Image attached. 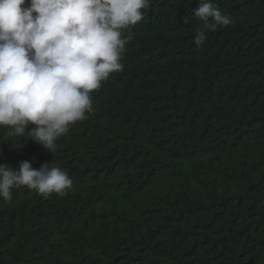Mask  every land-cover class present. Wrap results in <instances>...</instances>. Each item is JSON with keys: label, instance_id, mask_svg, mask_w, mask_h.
I'll use <instances>...</instances> for the list:
<instances>
[{"label": "trees", "instance_id": "obj_1", "mask_svg": "<svg viewBox=\"0 0 264 264\" xmlns=\"http://www.w3.org/2000/svg\"><path fill=\"white\" fill-rule=\"evenodd\" d=\"M211 2L233 22L197 47L200 0H150L53 152L0 129V164L73 182L0 197V264H264V0Z\"/></svg>", "mask_w": 264, "mask_h": 264}, {"label": "clouds", "instance_id": "obj_2", "mask_svg": "<svg viewBox=\"0 0 264 264\" xmlns=\"http://www.w3.org/2000/svg\"><path fill=\"white\" fill-rule=\"evenodd\" d=\"M150 0H0V129L55 150L58 139L93 111V93L114 73ZM194 43L232 22L211 0H200ZM186 20V19H185ZM67 170L45 162L18 170L0 164V197L26 186L43 198L72 187Z\"/></svg>", "mask_w": 264, "mask_h": 264}]
</instances>
